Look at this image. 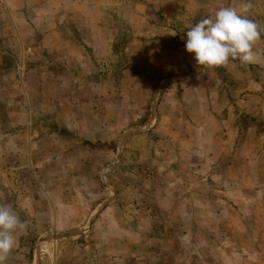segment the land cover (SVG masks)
<instances>
[{
	"label": "rangeland",
	"instance_id": "374dc122",
	"mask_svg": "<svg viewBox=\"0 0 264 264\" xmlns=\"http://www.w3.org/2000/svg\"><path fill=\"white\" fill-rule=\"evenodd\" d=\"M248 2L0 0L6 264H264V62L185 47Z\"/></svg>",
	"mask_w": 264,
	"mask_h": 264
},
{
	"label": "clouds",
	"instance_id": "9594fccd",
	"mask_svg": "<svg viewBox=\"0 0 264 264\" xmlns=\"http://www.w3.org/2000/svg\"><path fill=\"white\" fill-rule=\"evenodd\" d=\"M251 3H243L237 9L224 6L214 15L206 16L186 32V50L195 54L197 65L218 67L226 65L230 58L242 64L264 62V52L255 45L261 39L260 25L248 17ZM175 35L176 33H171ZM27 228L9 204L0 203V264H6L16 247L18 235Z\"/></svg>",
	"mask_w": 264,
	"mask_h": 264
}]
</instances>
